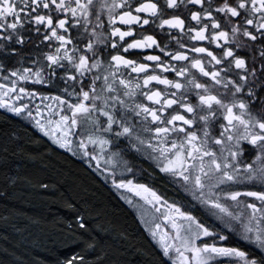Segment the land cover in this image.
<instances>
[{"label": "flooded vegetation", "instance_id": "1", "mask_svg": "<svg viewBox=\"0 0 264 264\" xmlns=\"http://www.w3.org/2000/svg\"><path fill=\"white\" fill-rule=\"evenodd\" d=\"M0 110L173 264H264V0H0Z\"/></svg>", "mask_w": 264, "mask_h": 264}, {"label": "trees", "instance_id": "2", "mask_svg": "<svg viewBox=\"0 0 264 264\" xmlns=\"http://www.w3.org/2000/svg\"><path fill=\"white\" fill-rule=\"evenodd\" d=\"M0 264H173L117 192L0 110Z\"/></svg>", "mask_w": 264, "mask_h": 264}, {"label": "rangeland", "instance_id": "3", "mask_svg": "<svg viewBox=\"0 0 264 264\" xmlns=\"http://www.w3.org/2000/svg\"><path fill=\"white\" fill-rule=\"evenodd\" d=\"M160 245V244H159ZM161 246V245H160Z\"/></svg>", "mask_w": 264, "mask_h": 264}]
</instances>
